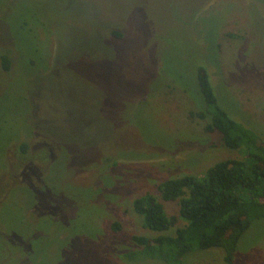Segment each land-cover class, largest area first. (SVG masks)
<instances>
[{"label":"rangeland","instance_id":"1","mask_svg":"<svg viewBox=\"0 0 264 264\" xmlns=\"http://www.w3.org/2000/svg\"><path fill=\"white\" fill-rule=\"evenodd\" d=\"M197 23L211 38L199 41L204 60L188 28ZM9 50L12 67L0 64V233L10 246L0 245V264H161L122 257L137 249L132 235L159 233L143 226L133 198L241 156L196 115V63L207 64L222 106L264 141V0H0V54ZM21 141L52 153L17 180L11 149ZM164 206L177 214L176 202ZM31 209L37 228L22 218ZM184 264H223V250ZM236 264H264V219L242 236Z\"/></svg>","mask_w":264,"mask_h":264},{"label":"trees","instance_id":"2","mask_svg":"<svg viewBox=\"0 0 264 264\" xmlns=\"http://www.w3.org/2000/svg\"><path fill=\"white\" fill-rule=\"evenodd\" d=\"M199 9L198 5L197 10ZM29 22V19L23 22V30L28 31ZM188 28L197 35V53L199 52L201 60H204L199 41L204 38V42H209L211 38L199 23L194 30ZM112 33L116 37L122 36L116 30ZM166 35L169 37L166 39L169 47L180 46L182 37ZM213 43L216 49L219 44L216 41ZM12 51L0 54L3 71H8L14 63L15 56L11 54ZM192 71L203 105L196 115L200 118L209 116L205 131L218 132L223 144L228 148L241 150V156L216 161L200 174H183L163 179L156 185L158 196L145 192L134 197L131 206L141 217L143 226L159 233L154 236L132 235L131 240L135 242L137 249L121 251L124 259H136L138 262L151 259L161 264H184L186 256L191 253L219 248L223 250V264H236V254L242 236L253 221L264 219V141L253 129L234 119L222 106L211 83L205 61L196 63ZM33 132H37L35 126ZM30 134L28 132L27 136ZM12 140L18 139H9L8 143ZM51 150L46 144L33 151L28 141L16 143L11 149L14 160L11 164L13 171H10L9 176L17 179L20 169L32 168L29 162L40 160V163H43V159H49ZM107 158H103L105 163ZM1 188L5 193V187ZM4 200H0V206ZM165 202H176V215L166 212ZM30 211L29 213L27 210L22 218L32 223V213L37 211ZM179 221H184L183 225L178 226ZM114 224V229H117L119 225ZM34 227L37 228L35 221ZM171 228H174L173 233H167ZM5 242L0 233L2 248L10 246L9 242Z\"/></svg>","mask_w":264,"mask_h":264}]
</instances>
